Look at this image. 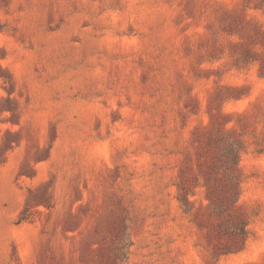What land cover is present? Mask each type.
<instances>
[{"label": "rangeland", "instance_id": "obj_1", "mask_svg": "<svg viewBox=\"0 0 264 264\" xmlns=\"http://www.w3.org/2000/svg\"><path fill=\"white\" fill-rule=\"evenodd\" d=\"M260 1L0 0V264H264Z\"/></svg>", "mask_w": 264, "mask_h": 264}, {"label": "trees", "instance_id": "obj_2", "mask_svg": "<svg viewBox=\"0 0 264 264\" xmlns=\"http://www.w3.org/2000/svg\"><path fill=\"white\" fill-rule=\"evenodd\" d=\"M255 9L261 10L264 14V0H261L260 3L255 7ZM1 28V26H0ZM7 150V148H6ZM241 151V146L239 144H230L225 152L226 160L224 161L222 167H224L225 170H227L230 174V177L228 178V192L226 193V201L234 203L235 202V193H237L238 189V170L236 168L237 166V160L239 152ZM215 171L219 169V166H216L213 168ZM225 206V205H224ZM129 245L128 242H126L125 238L122 239V244L120 248L118 249L120 251V256L115 257L113 264H120L122 261L123 264L126 263L127 258V246ZM230 251V250H228Z\"/></svg>", "mask_w": 264, "mask_h": 264}]
</instances>
